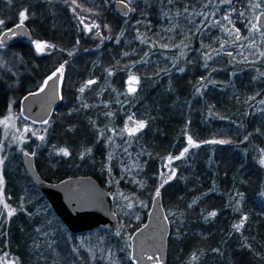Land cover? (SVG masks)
Wrapping results in <instances>:
<instances>
[{"label": "trees", "instance_id": "1", "mask_svg": "<svg viewBox=\"0 0 264 264\" xmlns=\"http://www.w3.org/2000/svg\"><path fill=\"white\" fill-rule=\"evenodd\" d=\"M113 1L78 0L93 8L84 12L67 0H0V20L4 21L0 33L16 25L19 13L27 9L29 18L24 25L31 34L29 41L0 48V118L9 102L17 108L24 95L35 91L67 61L60 103L34 152L38 174L51 183L90 176L107 190L97 173H105L109 157L108 171L119 175L121 190L139 202L129 215L131 221L139 218L130 229L135 231L149 210L148 188L157 176L164 175L167 158L179 156L187 147L186 137L191 136L200 146L167 166L175 169L176 176L160 189L169 226L166 264H264V166L259 163L264 158L263 59L238 64L215 48L218 25L213 26L211 18L222 10L218 0H171L168 7L164 2L133 0L130 7L135 11L126 16L114 10ZM160 7L168 8L167 13L181 11L174 27L170 22L175 18L157 16ZM86 19L92 23L91 32L105 35L101 42L93 41L80 25ZM134 24L153 39H136ZM167 25L172 26L169 33L164 31ZM34 40L55 45L51 51L61 55L51 61L50 52L36 53ZM210 49L215 54L212 59ZM130 75L138 77L139 84L135 93L124 94V80ZM90 78L95 83L80 94V85ZM112 90L118 92L114 99ZM93 103L96 113L88 110ZM129 116L145 121L146 127L134 136L113 138L116 146L111 151V142L106 146L104 140L117 133L121 120ZM212 140L229 143H202ZM60 148H67L70 155L62 158L57 154ZM25 152H32L26 144L17 150L0 137L4 160L0 165L4 181L0 188V264H32L33 246L40 238L36 210H47L68 232L28 177L20 159ZM75 160L79 164L72 167ZM144 203L146 208L141 211ZM9 209H15L11 216ZM212 211L217 215L208 217ZM245 216L244 227L236 231L233 225ZM95 231L100 236L111 233L104 227ZM83 258L78 264H99ZM119 258L108 257L107 263H128Z\"/></svg>", "mask_w": 264, "mask_h": 264}, {"label": "rangeland", "instance_id": "2", "mask_svg": "<svg viewBox=\"0 0 264 264\" xmlns=\"http://www.w3.org/2000/svg\"><path fill=\"white\" fill-rule=\"evenodd\" d=\"M67 1L77 10L82 9L84 10V12H91L93 9L86 8V6L81 5L78 0H75V4H73L71 0ZM154 1H159V5L164 2L165 7H168V4L170 3V0ZM176 1L184 2V0ZM218 1V6L221 7L222 10L220 13L216 12L215 15H213L211 18V24L215 27L218 25V35L216 36L218 44L215 48H219L223 52V54L226 55L227 60L230 62L236 61L238 62V64H252L253 62H258L263 59L260 64H264V55H261V53H264V30L253 28V25L256 24V18L258 14L264 11V0H232V3L230 5L227 3H221L220 0ZM168 10V8H161V13L158 11L157 16L159 18H162V16L168 17L169 19L175 18L170 22L174 27V24L177 23L176 20L182 13L181 11H179V9L174 10L170 13H167ZM106 14H108V12H106ZM226 15L229 16L231 23H229L228 20L224 19ZM238 24H240V26H238ZM80 25H82L86 29V33H90V35L95 32H91L90 30H88L89 26L92 25V23L87 21V19L85 22H81ZM136 25L137 24L133 25L135 26V28L133 29V33L136 39H139V37L148 40L153 39L151 33H148L146 30L138 29ZM172 26L167 25L164 31L167 33L171 32ZM101 35L104 39L105 35L102 31ZM32 47L35 51V46L33 45V43ZM96 47L97 46H94L93 48ZM51 50L52 49L46 51L45 53L50 52L51 61L56 60L57 57H59L61 54L55 53ZM45 53L41 55H44ZM209 53V57H211L212 59L215 54L212 53L211 49L209 50ZM1 60L2 59L0 58V61ZM64 63L65 61L63 62V64ZM89 80L94 79L90 78L80 86L83 87ZM128 80L129 77L125 78L124 80L126 88L124 94L128 93ZM91 86L92 84L86 87L85 90H87ZM111 93H113L111 97L112 99H114V93L117 94L118 92L112 90ZM92 94L93 96H96L98 93ZM105 104L108 103L106 102L104 103V105ZM17 108L13 107L12 101L8 103L5 116L0 118V137H3L4 141L16 146L17 150L20 149L21 146L26 144L27 147L32 150L31 153H33L35 152V150H37V146L40 144L41 140L40 137L45 132L48 124L40 125L37 127L31 126V124H27L26 120H24L19 114V103ZM83 110L85 111V113H87L85 109ZM88 110L91 113H96V110L94 109V103ZM85 113L81 112V114ZM85 120L90 122L91 118L89 117V115H86ZM127 120L128 119L121 120V125L116 130L117 133H112V135L107 136V138L104 140V145L106 146H108L107 144L111 142V151L116 146V141H114L113 138L129 136L127 132L122 133V130L125 128ZM129 127H132V125ZM99 137L100 134L98 135L97 140L99 139ZM187 138L188 137H186V145L187 147H189ZM34 140H36V142H32ZM191 148L193 147H189V149ZM98 149L100 150V152L105 153V150L103 148L98 147ZM57 154H59L62 158H67V156L62 155L59 152H57ZM108 160L109 157L106 159V164L104 165L105 173L101 170L97 173V178L101 181L104 187L107 188V191L111 195L114 213L118 221L117 229L110 230L111 233L106 234L105 236H100L98 233H95V230H97L98 227L92 229L91 231L94 232H92L91 234L72 235L64 231L62 226L53 218V216L49 214L47 210H36V215L40 221L39 226L37 228V238H40L35 242V246H33V251H35L36 254H34L32 264H78L79 262H81L83 257H85V260H89V262L91 263H97L98 261L99 264H105L107 263L108 257L111 256H113L115 259L120 256L118 260H123L124 258H126V261H128L127 264H134L133 261L130 259V237L134 230L131 231L130 229L135 227L137 222L136 220H138L139 218H135L131 221L129 215L132 214L133 210H137V205L139 204V202L136 201L132 194L125 190H121V186L119 185V175L110 173L108 171ZM76 161L77 160L74 161L75 163L72 167L78 166L79 162ZM166 165L169 166L168 163ZM167 166L164 167V175L157 176L154 181V184H152L148 188L150 193L148 209L152 197L155 195L157 187L163 182V180L167 179L166 174L170 171L168 170L169 168ZM129 205H131V207H129ZM145 205L146 204L144 203V205H142L143 207L139 206V208L142 207L140 209L141 211H144V209L146 208ZM111 238H113L114 240H112ZM107 264H109V262Z\"/></svg>", "mask_w": 264, "mask_h": 264}, {"label": "water", "instance_id": "3", "mask_svg": "<svg viewBox=\"0 0 264 264\" xmlns=\"http://www.w3.org/2000/svg\"><path fill=\"white\" fill-rule=\"evenodd\" d=\"M113 8L121 16L129 13L119 3V0L113 1ZM126 11L127 14H125ZM257 17H260L259 22L256 20V24H259L257 29L264 30V11L260 12ZM14 26L10 28L14 29L17 35L9 34L5 45L30 39L31 34L25 25L22 29H15ZM103 31L107 32L106 27ZM91 39L101 42L103 40L101 32L95 31ZM61 82L62 79L57 81L54 78L47 86L43 82L39 89L24 95L19 102L20 116L32 124H44L43 121H48L53 109L60 103ZM127 122L129 126L132 125V122L128 120ZM27 154L30 153L21 154L20 159L28 177L35 188L46 198L53 213L70 234L92 230L98 226H105L109 230L117 228L118 221L113 212L110 196L94 179L88 176H78L69 177L57 183L47 182L38 174L33 156ZM168 232L169 226L161 205V197L156 198L154 195L144 223L130 237V259L134 264H166Z\"/></svg>", "mask_w": 264, "mask_h": 264}, {"label": "snow or ice", "instance_id": "4", "mask_svg": "<svg viewBox=\"0 0 264 264\" xmlns=\"http://www.w3.org/2000/svg\"><path fill=\"white\" fill-rule=\"evenodd\" d=\"M9 2H11V0H9ZM71 2L73 4H75V0H71ZM133 0H119V3L121 5L124 6V8L127 10V11H135L134 8H131L130 5L132 4ZM171 2V0H170ZM221 3H227V4H231L232 3V0H220ZM258 6V5H257ZM127 11L125 14H127ZM185 11H187V9H185ZM29 18V15H28V10L25 9L23 11H21L19 13V23H17L14 28L15 29H22L24 27V22L25 20H27ZM225 20H228L229 23H231V20L229 19V16L226 15L224 17ZM257 21L259 22L260 21V17H257L256 18ZM83 23V21H81ZM139 23V22H138ZM4 24V21L3 20H0V26H2ZM87 27V26H86ZM92 27H99L98 25H93ZM107 27V26H106ZM259 27V24H254L253 25V28H258ZM88 30H91V28H89ZM11 34L12 36H16L17 35V32L12 29V28H9L7 29L5 32H2L0 33V48L4 47L5 45V41L8 37V35ZM122 34V33H121ZM237 35H238V30H237ZM33 45L35 46V51L37 53H40V54H43L45 53L46 51L52 49L55 47V45H52V44H49L48 42H41V41H32ZM165 47H167V45H164ZM69 55H71V53H69ZM125 55H127V53H125ZM261 55H264V53H261ZM67 63V61L65 62ZM63 69H64V64H61L59 68L56 69L55 72L52 73L51 76L48 77L47 80L44 81V85L47 86L49 81H52L54 78L59 81L62 79L63 77ZM179 71L183 72L184 69H179ZM111 74V73H110ZM95 83V81L93 80H89L87 81V83L80 88V92L83 93L85 88L88 87L89 85ZM128 83V88H127V92L129 94H133L136 92L137 88H136V85L139 84V78L136 77L135 75H130L129 76V80L127 81ZM43 90V89H41ZM197 91L199 92V89H197ZM30 95H32V93H30ZM128 121L130 122H133L132 123V127H129L128 126V122H126L125 124V128L122 130V133L123 132H127L128 135L131 137V136H134L136 133L140 132L141 130H143L145 127H146V122L145 121H133V117L132 116H129L128 117ZM42 123H45L47 124L48 122L45 120L43 121ZM41 140L44 139L43 136L40 137ZM188 145L189 147H199L200 144L197 143L196 141H194L192 139L191 136H189L188 138ZM245 139H247V137H245ZM202 143H219V144H226V143H229V141H226V140H212V141H203ZM189 147H186L184 148V150L180 153L179 156H169L167 159L169 161V165L171 164V162L173 160H178V159H181L182 157H184L188 152H189ZM90 151V150H89ZM58 152L64 156H68L70 155L69 151L67 148H60L58 149ZM27 155H30V156H34L35 153H31V154H27ZM4 163V160L3 158H0V165H3ZM259 163L264 166V158H261ZM163 175V174H162ZM167 175V179L163 180V182L157 187L156 189V192H155V197L156 198H159L160 196V189L164 187L165 184H167L170 180H172L173 178H175L176 176V171L175 169H170V171L166 174ZM3 177L0 176V188H2L3 186ZM240 195L241 198H243V194L240 193L238 194ZM2 202V201H0ZM237 203H239V201H237ZM4 207L6 209L9 208V206L7 204L4 205ZM129 207H131V205H129ZM15 213V209H9L8 211V215L11 216ZM217 215L216 211H212L210 213H208V217H215ZM247 220V217H242L241 220L239 221V223L237 224H234L233 225V228L236 230V231H240L243 227H244V224H245V221ZM250 247V246H249ZM214 251H219L218 249L214 250ZM197 257H193V259H196ZM149 259H152V257H149Z\"/></svg>", "mask_w": 264, "mask_h": 264}, {"label": "flooded vegetation", "instance_id": "5", "mask_svg": "<svg viewBox=\"0 0 264 264\" xmlns=\"http://www.w3.org/2000/svg\"><path fill=\"white\" fill-rule=\"evenodd\" d=\"M30 38H31V36H30ZM29 40H30V39H29ZM29 40H28V41H29ZM25 42H26V41H25ZM49 75H50V74H49ZM49 75H48V76H49ZM48 76H47V77H48ZM47 77H46V78H47ZM46 78H45V79H46ZM45 79H44V80H45ZM44 80L41 82V85H40L37 89H39V88L42 86ZM37 89H36V90H37ZM71 177H78V176H71ZM88 177H90V176H88ZM68 178H69V177H68ZM91 178H92V177H91ZM92 179H94V178H92ZM94 180L98 183L99 186H101V185L99 184V182H98L96 179H94ZM101 187H102V186H101ZM102 188H103V187H102ZM103 189H104V188H103ZM104 190L109 194L110 199H111V203H112V208H113V201H112L111 195H110V193H109L106 189H104ZM113 212H114V208H113ZM114 214H115V213H114ZM115 216H116V215H115ZM98 227H104V228H106L105 226H98ZM117 227H118V226H117ZM116 229H117V228H116ZM116 229H115V230H116ZM132 234H133V233H132ZM130 254H131V242H130ZM133 263H134V262H133Z\"/></svg>", "mask_w": 264, "mask_h": 264}, {"label": "bare ground", "instance_id": "6", "mask_svg": "<svg viewBox=\"0 0 264 264\" xmlns=\"http://www.w3.org/2000/svg\"><path fill=\"white\" fill-rule=\"evenodd\" d=\"M29 30V29H28ZM30 32V31H29Z\"/></svg>", "mask_w": 264, "mask_h": 264}]
</instances>
